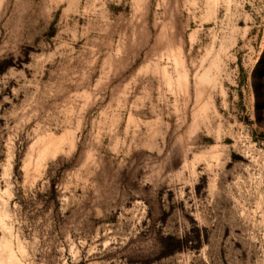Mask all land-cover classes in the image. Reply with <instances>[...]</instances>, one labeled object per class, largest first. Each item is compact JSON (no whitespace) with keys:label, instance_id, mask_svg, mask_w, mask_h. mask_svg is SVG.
Masks as SVG:
<instances>
[{"label":"rangeland","instance_id":"374dc122","mask_svg":"<svg viewBox=\"0 0 264 264\" xmlns=\"http://www.w3.org/2000/svg\"><path fill=\"white\" fill-rule=\"evenodd\" d=\"M263 53L264 0H0V264H264Z\"/></svg>","mask_w":264,"mask_h":264},{"label":"trees","instance_id":"16d2710c","mask_svg":"<svg viewBox=\"0 0 264 264\" xmlns=\"http://www.w3.org/2000/svg\"><path fill=\"white\" fill-rule=\"evenodd\" d=\"M253 87L256 97L257 117L260 120V113L258 110L261 108L260 102L264 100V53L253 74Z\"/></svg>","mask_w":264,"mask_h":264},{"label":"bare ground","instance_id":"6f19581e","mask_svg":"<svg viewBox=\"0 0 264 264\" xmlns=\"http://www.w3.org/2000/svg\"><path fill=\"white\" fill-rule=\"evenodd\" d=\"M52 141H53V140H52ZM52 141H51V142H52ZM58 143H59V142H58Z\"/></svg>","mask_w":264,"mask_h":264}]
</instances>
